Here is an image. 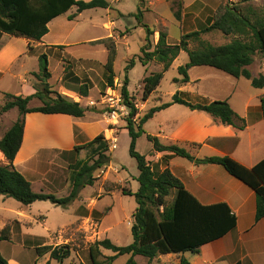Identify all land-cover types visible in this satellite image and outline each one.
Returning <instances> with one entry per match:
<instances>
[{
    "label": "rangeland",
    "instance_id": "obj_1",
    "mask_svg": "<svg viewBox=\"0 0 264 264\" xmlns=\"http://www.w3.org/2000/svg\"><path fill=\"white\" fill-rule=\"evenodd\" d=\"M89 1V0H83ZM112 6L107 15L105 9L85 10L73 20H67L66 16L55 19L50 24V31L45 43L66 45L65 51L52 48L46 51L44 45H38L29 55L23 56L16 62L11 71L0 76V108L6 102L5 93L27 96L28 87L40 82L32 75L26 73L36 71L38 68V56L45 53L48 59V69L51 73L47 80L51 97L54 93L78 102L87 111L103 114V135L108 142L107 155L111 162L93 174L95 181L92 186H85L79 198L66 208L53 205L50 201H35L25 206L12 198H0V231L9 227L12 243L22 244L25 247L16 253L20 264H33L35 253L32 249L40 245L68 244L71 248L69 258L62 263L51 260L50 264H91L88 255V247L96 241L109 239L116 246H126L132 242L130 226L132 214L137 207L133 196L122 195L121 189L135 192L138 188L136 177L138 174L135 159L129 155L130 138L125 128L124 118L128 110L119 103L118 107L110 105L109 98L120 92L125 75L128 77V92L134 98L138 113L135 119L138 121L150 108L169 103L172 96L178 92L190 101L206 103L209 100H230L233 109L241 112L242 103L245 99L259 93L258 89L251 86L245 78H234L209 66H196L188 71L190 81L186 84L174 82L179 79L177 68L188 62L187 53L181 51L175 62L163 74V78L157 89L149 98L142 101V80L150 73L161 70V64L151 61L148 66H143L138 61L140 48L145 44V28L148 25L154 34L150 36L152 47L158 40V32L166 31L167 44L175 45L180 41L183 34L192 31H200L212 22L216 9L220 5L236 7L240 12L249 17L253 22L257 17H264V0H160L159 18L157 15L146 12L147 5L151 0H107ZM76 10L72 7L68 15ZM121 13L123 15H118ZM116 25L110 24V20ZM10 37L5 34L4 42ZM112 38L115 42L117 55L114 61V87H105L106 72V49L102 40ZM244 40V36L224 35L222 32L213 30L200 34L199 40L189 39L187 48L197 50L200 43H208L212 46L224 45L232 40ZM134 59L135 65L125 71L128 61ZM252 76L264 75V55L257 53L248 67ZM71 72V76L65 75ZM12 75H14L12 77ZM72 77L78 79L74 82ZM29 84L25 83V79ZM198 80L197 82H195ZM86 84L89 87L87 97L79 96L78 85ZM95 102L90 106V102ZM42 103L33 99L29 107L41 106ZM141 106V110H140ZM183 107V106H178ZM117 116H112V111ZM18 117L16 109L0 114V138ZM114 117V118H113ZM159 117V116H158ZM156 118L146 123L143 128L146 132H155L157 124L162 118ZM36 138V136H34ZM34 137H32L34 139ZM112 137L116 138V148L110 149ZM32 139L31 145H34ZM136 150L140 154H148L151 143L142 134L138 138ZM78 157L79 160L91 159V148ZM41 153V152H40ZM43 155V154H41ZM39 154V156L41 157ZM37 154L33 162L19 163L15 160L16 169L31 182L34 192L51 193L56 197L68 195L71 189V174L75 163V155L72 153L65 159L49 154V158H40ZM39 157V158H38ZM38 160V162H37ZM7 162L0 152V165ZM91 163V162H90ZM164 164V163H163ZM70 167L72 168H69ZM154 172L159 173V166L154 167ZM135 177V178H134ZM174 193L167 197L168 203L172 202ZM92 210L91 216L89 211ZM9 242H0V255L9 252ZM31 250V251H29ZM34 255V256H33ZM101 257L113 255V252L101 249ZM192 259L191 253L185 254ZM44 257V256H43ZM48 255L39 259L36 264H45ZM128 255L119 256L114 264H124ZM139 264H156V260H148L143 257H135ZM165 262H168L163 258ZM164 262V263H165Z\"/></svg>",
    "mask_w": 264,
    "mask_h": 264
},
{
    "label": "trees",
    "instance_id": "obj_2",
    "mask_svg": "<svg viewBox=\"0 0 264 264\" xmlns=\"http://www.w3.org/2000/svg\"><path fill=\"white\" fill-rule=\"evenodd\" d=\"M75 7V13L68 16L73 20L85 10L109 7L107 0H0V36L7 34L12 37H23L33 42H39L48 33L47 24L54 18L66 13ZM145 44L140 48L138 61L148 65L151 61L161 64V70L150 73L142 80V101H146L151 93L159 86L163 74L170 68L173 61L181 51L187 53L188 62L177 68L179 79L174 82L186 84L189 82L188 70L196 66H209L234 78H245L255 89L264 88V75L253 77L249 66L257 53L264 55V17H257L253 22L243 15L236 7L220 5L214 14L212 22L200 31H192L181 36L175 45L167 44L166 31L158 32V40L152 47L150 36L154 31L146 24ZM213 30L222 32L224 35H242L244 40L235 39L231 42L212 46L208 43H200L201 48L189 50L188 40H199L200 34ZM106 49V72L105 87H114V61L117 55L115 42L112 38L102 40ZM61 48L63 46H57ZM32 50L29 45V51ZM135 65L131 59L125 66L127 72ZM32 75L40 82L41 87L32 84L35 92L22 96L5 93L6 102L0 108V114L16 109L18 117L0 138V152L6 160L5 165H0V196L12 198L22 205L28 206L35 201H50L53 205L66 208L79 196L85 186H92L95 177L94 172L111 162L106 154L108 142L104 135L100 134L91 141L75 146L73 154L76 156L81 150L91 148V159L87 161L76 160L71 174V189L68 195L56 197L51 193L34 192L29 182L13 165V161L19 151L23 139L24 116L27 113L39 112L43 114H66L76 118L83 117L86 108L78 102L69 101L61 95L50 91L47 80L50 78L48 59L45 53L38 56V71ZM71 76L67 72L65 77ZM78 83V79L72 77ZM128 77L125 75L120 88L122 104L128 110L124 118L125 129L128 132L129 155L135 159L138 169V189L131 192L121 189L122 195L133 196L137 207L132 214L130 232L132 242L126 246H116L109 239L96 241L88 247V255L91 264H112L119 256L129 255L125 264H138L135 256L153 260L158 255L180 254L190 252L196 254L201 246L222 238L235 228L234 214L226 203L202 205L184 187L179 178L174 176L168 168L155 173L146 157L136 150L137 139L145 133L143 125L152 116L172 104H180L191 110L202 111L209 114L214 121L243 130L245 119L238 116L226 100H215L206 103H192L183 98L179 91L176 92L171 102L150 108L142 117L135 119L138 109L134 98L129 94ZM89 87L86 84L78 85L79 96L87 97ZM39 100L42 105L29 107L33 100ZM261 116L264 118V96L260 98ZM146 139L152 144L157 152H170L175 156L185 158L195 165L215 164L221 166L229 175L236 178L255 194V222L264 217V158L251 168H247L228 156H209L195 158L184 148L176 145H163L156 136L147 134ZM22 153V150L20 151ZM20 156V153L17 155ZM165 158L164 160H166ZM91 162V163H90ZM69 168L70 167L69 165ZM174 193L171 203L167 197ZM10 229L4 227L0 231V241H9ZM101 249L110 250L112 256L100 259ZM37 260L49 254V260L62 263L69 258L71 248L68 244L57 246L40 245L35 247ZM37 260L33 263L36 264ZM45 264H50V261ZM0 264H8L7 260L0 255ZM161 264V263H157ZM178 264H191L181 258ZM235 264H242L236 262Z\"/></svg>",
    "mask_w": 264,
    "mask_h": 264
},
{
    "label": "crops",
    "instance_id": "obj_3",
    "mask_svg": "<svg viewBox=\"0 0 264 264\" xmlns=\"http://www.w3.org/2000/svg\"><path fill=\"white\" fill-rule=\"evenodd\" d=\"M158 1L160 0H151L146 7V12H151L157 15L158 19H161L158 13L162 5H157ZM111 8L112 6L109 5L105 9L107 15L110 13ZM69 11L54 18L47 24L48 33L39 42L9 35L10 38L8 41L4 42L3 38L5 34H2L0 36V76L6 73L12 74L11 69L13 65L20 61L23 56L32 53L31 51L38 45H44L46 51H50L52 48L64 49L63 51H65L67 48L66 45L45 43L47 42L45 39L49 34L50 24L62 16H66L68 20V16L73 14L71 12L68 15ZM117 14L120 16L123 15L121 13ZM114 21H117V19L110 20L109 23L115 26L116 23ZM29 45L32 47L30 51ZM57 46L63 47L58 48ZM37 71L38 68L36 71L26 73V75L30 76ZM24 82L29 84L27 78ZM28 90L31 94L35 92L32 84L28 87ZM258 90V94L243 101L241 112L234 110L230 100H226L233 111L245 119V128L243 130H238L229 125H222L214 121L205 112L191 110L180 104H172L156 112L146 122L153 121L158 116V118H162L160 123L157 124L155 132L150 133L144 130V136L147 134L156 136L163 145L182 147L195 158L228 156L243 166L251 168L264 158V118L261 116L260 110V98L264 96V88ZM62 97L73 101L64 96ZM188 101L199 103L197 101ZM211 101L213 100H209V102ZM104 126L103 114H98L94 111H86L84 116L80 118L66 114L27 113L24 116L21 147L14 161H20L19 163L26 161L33 162L32 160L37 154L38 156L39 154H43L39 157L44 159L49 158V154L51 155L52 153L66 160L65 157L72 154L75 146L83 145L96 136L103 134ZM32 139L34 140L33 146L31 145ZM137 143L138 141H136V146ZM21 150L22 153L20 152ZM83 151L86 152L87 149L81 150L76 155L75 161L79 160L78 157ZM18 153H20L19 157L17 156ZM147 153L143 155L153 169L157 166H159L160 171L168 168L174 176L181 180L185 189L202 205L226 203L236 220L235 228L231 232L220 239L201 246L198 253H191L193 255L192 259L187 258L185 255L190 252H185L180 254L169 253L158 255L152 261L156 260L158 262L161 259L163 262L159 261L158 263L178 264L181 258H184L191 264H235L236 262H241L242 264H264V217L258 222H255V194L249 187L229 175L219 165L206 164L197 166L185 158L175 156L170 152L154 151L152 144ZM165 158L167 159L164 160ZM14 161L13 165L16 166ZM111 164H113L112 160ZM31 183L33 184V180ZM0 198L5 199L3 196H0ZM91 213L92 210L89 211V216H91ZM131 224V221L128 222L130 227ZM0 242H9L7 245L9 246L8 250H10L9 252L7 251L8 254H4V256L6 255L4 258L7 260V263L20 264L15 254L19 253L20 250L24 252L25 247L15 242ZM32 251L35 253L34 249ZM46 255H48L46 261H48L49 254H45L44 257ZM44 257L42 256V259ZM135 257L134 260H136ZM34 258L33 262L37 260L36 254ZM163 258L168 262H165ZM116 260L117 258L112 264ZM49 261L51 262V260Z\"/></svg>",
    "mask_w": 264,
    "mask_h": 264
},
{
    "label": "built area",
    "instance_id": "obj_4",
    "mask_svg": "<svg viewBox=\"0 0 264 264\" xmlns=\"http://www.w3.org/2000/svg\"><path fill=\"white\" fill-rule=\"evenodd\" d=\"M111 89L112 88H110L109 90L111 91ZM112 92V91H111ZM108 102L110 103V105H112V106H116V107H118L119 106V103L121 102L122 103V98H121V94H120V92H118V93H115L114 94V96L112 97V98H109L108 99ZM89 105L90 106H94L95 105V102H90L89 103ZM123 105V104H122ZM124 106V105H123ZM125 107V106H124ZM126 108V107H125ZM111 115L112 116H117V113H116V111H112V113H111ZM114 118V117H113ZM112 139V141H111V144L109 145V147H110V149L112 150V149H115L116 148V138H114V137H112L111 138Z\"/></svg>",
    "mask_w": 264,
    "mask_h": 264
}]
</instances>
